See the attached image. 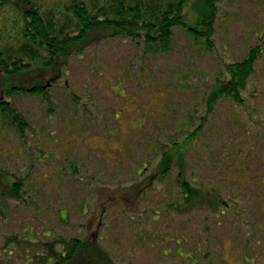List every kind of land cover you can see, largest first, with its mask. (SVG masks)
I'll return each instance as SVG.
<instances>
[{"label": "rangeland", "instance_id": "1", "mask_svg": "<svg viewBox=\"0 0 264 264\" xmlns=\"http://www.w3.org/2000/svg\"><path fill=\"white\" fill-rule=\"evenodd\" d=\"M220 4L211 50L179 29L171 52L157 57L146 55L131 39L87 44L54 85L40 75L27 79L0 73V99L10 86H50L47 100L26 94L10 100L32 129L22 146L6 127L0 171L14 172L32 187L39 215L35 207L23 211L11 201L4 204L8 218L0 220V264H25L16 251L27 258L26 248L40 250L7 248L4 253L5 240L14 233L44 244L56 236L89 240L97 228L98 246L116 264H193L196 258L208 264L206 257L213 264H246L247 253L253 263L247 257L245 262L264 264V131L254 124L258 119L223 104L189 153L191 177L237 202L226 217L165 210L176 201L173 177L148 192L145 183L135 182L143 167L159 157L153 152L158 142L183 135L187 114L198 112L208 82L222 73L224 63L242 59L257 40L256 32L264 29V0ZM198 7L197 0H190L185 9L189 21ZM256 85V107L264 119V57ZM65 160L79 164L74 182L67 169L54 174ZM91 180L101 187L96 197L88 195ZM87 197L91 212L84 214ZM159 209L161 217L154 213ZM61 214H69V224ZM250 223L256 232L246 231Z\"/></svg>", "mask_w": 264, "mask_h": 264}, {"label": "trees", "instance_id": "2", "mask_svg": "<svg viewBox=\"0 0 264 264\" xmlns=\"http://www.w3.org/2000/svg\"><path fill=\"white\" fill-rule=\"evenodd\" d=\"M221 1L197 0L199 7L189 21L185 9L190 0H0V73L7 77L25 74L27 79L40 75L54 85L66 75L68 61L74 56L82 57L87 44L100 43L106 39H131L143 47L146 55L157 57L171 52L179 29L211 50ZM256 35L257 40L242 59L225 62L222 73L208 82L207 90L197 106L198 112L193 109L187 114L183 135L165 144L158 142L153 152H158L159 157L154 163L143 167L140 180L135 181L145 183L148 192L156 183L158 186L159 183L163 185L173 177L176 201L165 208L170 213L191 215L205 211L209 215L224 218L227 213L234 212L236 201H228L218 189L204 187L191 177L188 157L223 104L232 105L238 113L253 121L258 119L254 124L264 131V119L256 107L258 64L264 57V29L256 32ZM47 84L38 83L30 89L26 86L9 87L7 95L0 99V138L8 127L21 139L22 146L27 144L26 137L32 129L31 124L10 100L24 94L47 100L50 88ZM41 157H44L43 154ZM56 159L60 161L58 157ZM65 161V165L55 168L54 174L58 176L67 169L74 182L79 164ZM14 174L0 171V220L8 218L6 206H3L10 201L15 208L22 207L23 211L35 207L38 216L39 206L35 201L34 190L24 186V181ZM91 182L88 183V195L96 197L101 187L97 180ZM107 188L112 190L111 187ZM92 202L95 203L94 200ZM90 204L91 200L84 198V214L91 212ZM162 211L159 209L154 213H160L161 217ZM68 215L64 218L61 214L65 224H69ZM246 227V231L250 227L256 232L257 227L253 224ZM95 231L89 240L77 237L65 240L56 236L44 244L14 233L6 238L1 250L5 253L7 248H39L38 252L26 248L25 254L30 255L27 258H22L16 251L15 254L24 259L25 264H116L98 246L96 237L99 228ZM245 257L252 262L250 253ZM245 257L244 263L250 264L245 262ZM205 259L208 264H213L211 257ZM194 260L193 264H199L197 258Z\"/></svg>", "mask_w": 264, "mask_h": 264}]
</instances>
